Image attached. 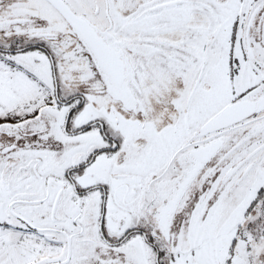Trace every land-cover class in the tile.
<instances>
[{
    "label": "snow or ice",
    "instance_id": "1",
    "mask_svg": "<svg viewBox=\"0 0 264 264\" xmlns=\"http://www.w3.org/2000/svg\"><path fill=\"white\" fill-rule=\"evenodd\" d=\"M0 264H264V0H0Z\"/></svg>",
    "mask_w": 264,
    "mask_h": 264
}]
</instances>
